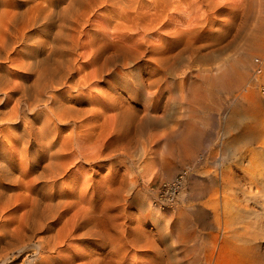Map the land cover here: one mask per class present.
<instances>
[{
    "label": "rangeland",
    "instance_id": "1",
    "mask_svg": "<svg viewBox=\"0 0 264 264\" xmlns=\"http://www.w3.org/2000/svg\"><path fill=\"white\" fill-rule=\"evenodd\" d=\"M3 1L5 3L4 2L2 3V0H0V13L2 9L5 8L4 4H6L5 9L7 8L12 9L14 7L12 5L13 4L12 2L14 0L13 1L3 0ZM34 1H29V4L27 5L25 4L24 7L30 6V4L32 3H33L32 5H35ZM103 1L104 0H102V2ZM144 1L145 3H143ZM144 1L140 0L138 4L135 1L136 3L134 4L137 7L139 6V3H141V5L144 4L145 7L144 5L143 7L145 8V10L151 8L152 10H154L155 7L161 9V7L156 6V4L159 5L163 1L164 4L166 3L170 4V5L166 4V6L168 5L166 7L167 10L166 9L164 10L165 11L164 14H166L164 15V17L167 23V27H166L167 29L164 30L167 31L172 30L171 28H173L174 26H176L177 29L178 28L184 29L187 26L188 29L189 26L191 25L197 26L196 34L195 33L190 34L189 32L188 33L185 32L182 33L184 35L180 34L181 36L179 35L178 38L175 39L178 42H173L175 40L173 41L168 40L171 43L170 44L168 42L170 46L171 45L176 47L177 46L180 47L182 45L201 46L199 53L196 52L195 54V52L193 53L192 51L186 52L183 55L182 62L177 64L178 66L175 65V67L173 66L169 70L167 74V81L163 85L164 86L163 90H165L164 94L166 93L165 94L166 97L163 98L162 101L160 102V107L157 108L158 110L155 108V109H150L147 112L148 118L146 119L147 120L149 119L147 121L148 124L147 123L143 124V121L146 120L144 119L143 111L145 107L150 104L151 98L148 97L145 99L142 97L143 95L138 98H134L132 97L131 94L134 93L137 88V89H141L147 95V93H152L156 88H153L152 86L141 87L139 85L140 84L139 78H141V75L144 78L147 77V75H144L143 69L141 70L137 68L136 62H133L129 66H122L121 62H116V64L112 66V69L113 70L116 69L115 71L118 73L117 74L118 76L117 75L109 76L110 74H107L109 72L108 70V72L104 73L103 77L102 76L100 77L99 75L97 76L98 78L94 77L88 79V81L87 80L83 81L82 84H80V86L75 85L74 87L76 88L72 86L79 79V76L80 77L82 76L83 72H84L83 73L84 76L88 72L92 71L94 67L95 69H98L100 72L101 67L100 68L98 67L100 65L102 66L101 64L102 51L100 50L102 49L101 47L102 43L107 42L109 38H113L111 36L109 37V35H106L104 37L105 38L104 40L106 41H104L102 39V32L114 33L113 30L115 24L117 20L119 21V18L116 17L124 15L126 12L131 13L138 11L137 8H135L136 6H134L133 4V7H131L132 9L123 6L124 9L128 10L124 12L125 10H123L121 3L118 4L116 3V6H114L115 4L111 5L110 3L111 1H108L109 3L103 2L101 3L102 5L100 4L101 6L99 7L97 6L95 9L96 11L94 10L95 14L93 12L92 14L94 15L93 16L90 15L92 17L90 22L86 23L88 25L85 24L82 27V29L81 28L78 29L79 31L80 30L83 31V32L80 31L81 33L78 31L77 32L79 33L78 36L79 35H81V37L84 36V39L85 38L87 39V37L89 39L94 37L95 40L98 41L96 42L95 40L92 39L93 40L92 46L91 44H88L87 49L86 47L84 48L78 47L79 52L77 48V51L73 53L75 56L71 55L73 59L70 58L71 57L70 55H69L70 57L65 55L64 56L65 58L59 57V59L61 60L60 62L56 58H58L57 56L61 55V53H59L61 52V50L57 51L59 55L56 52L54 53L51 52L50 50L51 49L50 45H52L54 39L53 34L55 33L56 30H57L56 32H58L59 30L58 27V22L60 21L59 17L57 18L58 22H56L57 26L55 24L50 32L45 31L46 28L42 25V23L38 24L39 26L36 25L30 27L27 29V35L28 36L31 35L32 32V35H34V37L31 38L32 41L30 39L24 40L25 42L21 40V42H16L17 44L15 43L14 45L15 50L14 49L10 50L9 53L3 52L0 55V57H2L0 58L2 59V61L0 60L1 62L0 64L2 65L4 64V65L2 66L3 68L0 67V74H3L5 69L7 70L9 69L8 71L10 72L16 71L15 72L16 74L14 72H11L14 75L11 74L12 76L10 81H12V83L9 82L7 84L8 86L6 85V82L2 84L5 85L6 87L1 86V84L0 86L3 87V89L5 88L4 90L6 92L12 93L13 91L14 93L16 92V94H13V99L10 98L9 101L10 106L9 104L5 106V102L8 101L7 94L5 95L4 90L2 91L0 90V111L9 108L11 109L13 104H15L14 101L16 102L15 99L22 95V91L20 92V90L17 89L20 85H22L21 84L22 82L23 85H25L27 82L29 83V85L30 83L32 84V81L34 79L35 80L37 79V77H35V75L37 74L38 77L41 76L40 81L42 78L44 79V81H46L45 79H48L49 72H50L49 78L53 77L52 74L55 75V72L51 73L53 72L50 71L51 69L54 70L53 68H55L56 65L57 66H59L58 64L65 65L69 63V59L72 60L69 63L71 65L68 66H70L71 72L75 73V76L74 78H72V80H70L68 84L61 85V87L60 85L58 86L59 89L57 90L60 92L59 95L57 90L52 91L53 89L51 87H48L44 90L45 92H43L44 94L42 98L41 97L42 92L41 94L39 93L40 92L39 88L41 87L43 88V84L45 82L41 84L42 86L40 87L41 82L36 83L35 81H33L36 84L33 83L32 85L35 84L37 90L39 89L38 90L39 92L35 91L36 92L35 93L33 87L31 86L32 87L31 89V87L29 86V88L31 89L30 91V89L28 88L29 96L27 95L26 96L27 99L21 102L23 105L22 106L23 112L27 116L29 115L28 119L31 118L30 120H32L38 115L36 114L34 117L33 112L31 111V109L28 108V101H32V99L34 101L35 97L36 100L38 97L39 98L41 97L42 100L40 98L38 99L39 101L45 100L46 104L44 101L43 102L37 101L38 106L36 107L35 110H33L35 112H38V110L39 112L41 111L43 112L45 110L41 114V116H38L39 119L36 118V120L38 119L36 121V125H38L39 123H40L39 125H41V123L47 119L46 117L45 119L43 117L45 115L48 116L47 114H45V112L47 110V106L53 100V97L51 95L55 92L57 93L56 96L58 97V100L57 98L55 100L56 102L58 101L57 102L58 104L62 103L61 105L63 106H67L66 104H68L67 107L76 105V109L78 108L77 110H81V111L88 110L87 108L83 110L84 107H87L88 105L89 106L88 108L91 109V112L89 110L90 113L88 112L85 115L86 117L87 115L90 116V119L86 121H81L83 118L77 119V116L75 115H73V117L75 118H70V121L68 122L67 120H64L65 118L59 119L57 116L56 118L54 115H53L54 118L53 116H51L55 122L53 121L52 125L50 124V127H53L54 130L56 129L55 131H57L58 129L57 133H59V138L61 139V142L73 130L77 134L79 132L84 133V130L90 129L89 133L86 135L87 137L86 140L91 146H93L94 144V147L96 146L95 148L98 147L97 150L100 149V151H95L94 147L93 148L91 147L93 150L91 148H88V150L87 148H84L82 150L86 152V155L91 157L92 156L94 157L95 153L97 154L96 156H98L100 153H101L100 155H102L101 157H99L100 159L98 157L96 158V156L94 158L90 157L91 159L90 158L83 159L82 163L80 162L81 165L83 164L82 166L80 165V163H78L79 165L76 164L75 166H70V170H69L70 172L68 171L67 173L68 175L65 174L58 178L59 182L57 181L56 183L57 184L56 188L58 190L56 189L54 191L65 192L66 190H70L72 188L75 191H73L72 189L70 191H73L74 194L73 196L68 197V199L75 200L78 198L77 200H81V197L85 195L84 198L86 201L88 200L87 202H89L90 200L92 202L95 201L94 208L88 210V213L90 211L89 215L101 216L102 219L100 221V227H102V230L105 231L104 232L105 235H109L116 242H119L124 238H125L124 241L128 239L132 240L136 238L140 240L141 243L137 245L134 244L131 245L129 242L126 245V249L122 252V255L126 254L130 258H135V260L142 262L143 264L144 263L151 264V262L163 263V261L165 264H208L205 255L206 248H208V245L210 244L213 237L216 236L219 232V229L217 228V223L220 217L225 215L224 212L227 209L228 203L235 201H239L242 203L249 202L252 207L253 206L256 207L257 205V203L254 202V200H258L260 204L263 203V201L259 199V197H254L252 200H247V199L250 196L249 195L250 192H257L259 188L264 189V95L260 90L258 78L254 71L255 65L253 61L256 55L264 54V0H183V1L180 0L181 4L178 3L179 2L178 0H171V1L167 0V2L166 0L163 1L155 0V2H153L154 0H150V2L149 0H144ZM35 2L37 4V1ZM61 2L59 1L58 3H56L59 4L57 5L58 8L55 6L57 10H60L61 7L65 6L67 1L62 0ZM147 2L148 5L150 6L146 4ZM64 3L65 5H63ZM174 5L175 7H173ZM117 6H119L120 8ZM176 6L177 8L180 7L178 9V12L180 11L179 14L177 12ZM112 7L115 8L113 9ZM172 7L174 10L172 9ZM10 9L9 11H12ZM115 9H117L116 13L113 14ZM171 9L174 12L176 11L175 13L178 15L173 13ZM185 9L188 10L185 11ZM170 10L173 14L172 13L170 14ZM111 14L112 17L109 18ZM174 14L176 16L175 18H174ZM113 15L115 16V18ZM95 16L98 17L96 18ZM180 16L182 17V20ZM171 18L173 19V22L171 21L172 20ZM104 20L105 21L109 20V24L104 23ZM175 21H177L178 23L177 22L175 23ZM171 23L174 25H172ZM103 25L109 26V27L107 26L108 28L106 32L104 30L102 31ZM35 28L38 29V31L35 30ZM83 28H85L86 30H84ZM97 28H99L101 31L96 32V30H99ZM53 29L54 31H52ZM84 32L86 33V35ZM95 32L97 33V37ZM98 32H100V34ZM68 33L70 34V32ZM68 35L65 36L56 35V36L60 38V36L67 37ZM88 35H90V37ZM46 36L47 38L51 37L50 40L51 42L48 41L50 38L48 40H45L47 39ZM57 37L55 38L56 40ZM114 37L119 38L117 34H115ZM154 37L155 38H152V41L157 40L159 34L155 35ZM67 38H69V36ZM84 39L82 38L83 41ZM101 39L103 40V42ZM29 41L32 42L33 44L30 43ZM25 43L27 47L24 46ZM99 43L101 44V46ZM29 44L30 46L31 45L32 46L30 47ZM93 44H94V48L96 47V49L100 47L97 49L98 51L100 50L99 52L97 50L95 52V49L93 48ZM43 45H45L46 47ZM19 46L21 48L22 47L25 48L21 49ZM46 48L47 50H45ZM90 48L91 50H89ZM23 49L25 50V52H23L24 51ZM42 49H44L45 51ZM104 49L107 52H110V50L113 49V46L104 45ZM85 50L91 51L92 54L91 52L89 54V51L88 54L87 51L86 53H84ZM28 51L31 52L32 55L34 53L33 57L36 58L37 60L36 62ZM43 51L45 52V54L43 53ZM4 53L5 55H3ZM26 53L27 56L25 57ZM46 54H49L50 56ZM87 55L90 56L88 57ZM190 55H192L193 59L190 58ZM3 56L6 59L8 58L9 61L8 59L6 60L5 58H3ZM12 56H14L15 58H13ZM19 57L22 59L27 58L30 61H32L33 59V61L36 63L35 66L39 65V67L43 69L45 73L41 72L38 66H36L35 69H33V71L28 69L23 70V68H18L17 64L14 63L21 62V59H18ZM90 57L92 61L89 59ZM95 58H97L96 60L98 62L100 61L101 63L99 62V64H97L98 62L95 60ZM53 59H55L54 62ZM40 60H44V62L47 64H45L43 61H41L42 63L38 62ZM49 61L50 63H48ZM72 62L75 63L73 64ZM91 62L92 63L94 62L95 64L93 65L96 66H93ZM51 64L54 66L53 68H51L52 66ZM77 64H79L80 66ZM85 64H88L89 66L91 64L92 69L90 70L91 67ZM8 65L10 66V68L8 67ZM45 65H48L47 67L48 71H45L46 68ZM42 66H44L45 68L44 67L42 68ZM84 66L87 68H85ZM75 67L77 69L79 67H83V69L79 73V71H77ZM156 67H157L156 64L151 62L149 64L148 71L152 72L153 70L156 69ZM8 71L5 70L4 74H6ZM34 71H38V72L36 73ZM39 72L43 74L39 75ZM46 72H48V76ZM77 73L81 75L78 74L79 75L78 76ZM100 73L102 74V70ZM44 74L47 76V78L46 76L42 77ZM77 76L78 79H76ZM13 80L18 82L16 83ZM137 80L139 81V83H137ZM72 81H74L75 83L73 82L72 84ZM91 81L94 83H92ZM84 82L87 84L84 85L83 84ZM28 83L26 85H28ZM109 83L115 86L113 88L108 87ZM132 83L135 84V88L133 87L134 84ZM15 84L18 87L14 86ZM68 85L73 89H71ZM126 85H128V88ZM64 86H67L68 89L67 87L65 89ZM9 87H11V89ZM60 89L62 92L60 91ZM83 91L84 92L86 91L85 92L86 94L84 93L85 95L83 94ZM65 92L67 95L65 94ZM102 93L105 94V98L106 97L109 98L112 96L114 97L116 94H119L121 95V98L119 100L121 101L120 103H122V105L124 104V106L130 105L129 109H125L126 113L120 117L119 124L114 125L109 120L108 122H106L105 124L106 126L105 125L104 126L106 128L108 127V129H110L113 133H110L109 135L108 133H106L104 136L106 135L108 136L105 138L100 137L101 136L100 133H102L100 130H102L104 127L101 126L103 121L102 116H100L101 117L100 119V117L97 116L96 113L93 112L94 114H92V109H95L94 107L98 106L96 109L99 108L98 109L99 111L105 109V106H102V100H103ZM1 96H3V98L5 99H2ZM48 96L50 97L51 100L48 98ZM93 96L95 97L93 98ZM60 98L62 101L61 103H60ZM84 98L88 102H86ZM99 98L102 100H100ZM46 99L48 101H46ZM91 101L94 103H92ZM96 103L99 104L97 105ZM39 106L42 108H40ZM73 106L72 108L74 109ZM79 106L80 107L82 106L81 107L82 109H79L80 108ZM59 109L61 108L58 106L56 110L58 111L57 113L66 114V112H63L64 111L63 109H61L60 111ZM9 110H5L4 113H7ZM24 110L25 111L27 110L29 114ZM132 111L134 113L136 112L138 116L136 113L134 114ZM72 112H77V111H72ZM72 112H70L71 114L67 112V115L74 114ZM112 112L113 111H111L110 113ZM91 114L95 115L96 118L92 117ZM130 115L132 117H130ZM139 115L140 116L143 115V116H141L140 118ZM57 118H58L57 121L58 123L56 122ZM128 118H133V119L129 120ZM139 119L141 120L142 124L139 121ZM4 120L5 121H3V125L0 126L1 129L4 131V132L1 131V133L2 132L4 133V134L2 133L4 136L3 135L1 136L3 139L6 140L7 138L8 140H11L12 138H15V136H19L22 133L21 131H23L22 129L24 128V124H23L24 122L17 120H12V121H6V119ZM132 120H135L138 126L141 124L139 128L136 125V123ZM96 122L98 123V125ZM109 122L112 124H110ZM73 124L76 125L73 126ZM88 124H90L91 126L89 127ZM108 124L110 125V127ZM5 125L6 126L9 125L8 126L9 128L7 127L4 128ZM57 126L59 127L57 128ZM127 126L129 127L127 128ZM142 126L144 127V129H142L143 131L140 132L141 128H143ZM94 128H96V130L91 131ZM115 130L119 135H117ZM93 132L96 133L94 134L95 136L93 135ZM61 134L64 136V138ZM100 138H102L101 143L98 142ZM93 140H96L95 142L98 144L94 143ZM100 145H102V147H100ZM72 148H76L75 155L80 154V152L78 151V145L77 146L75 145L74 147L72 146ZM91 150L93 151L94 154L92 153ZM32 155L33 154L25 156L21 161L19 155L16 157L17 166L14 167L15 169L13 172L15 176L19 175V172L21 170L20 168L22 166L21 172L23 171V173L26 176L24 175L20 180H22L24 184L23 183L21 184L22 181H19L16 184V182L13 180L11 181L5 179L7 185L8 186L10 185L9 186L10 188L12 186L13 190L9 188V190L7 191L8 193H5L4 191L5 193L4 194L2 192V196L4 195L5 196L4 200H6L10 198L12 195V198L10 199L11 200L10 205L11 204L13 205L12 206L6 205V209L0 207V212L1 210H3V212L0 213V217H1L0 227L4 228L5 226H7L6 228H4L5 229L3 230L4 232L10 226L11 227L8 230H12V228L15 230V228H17L16 230L18 231L19 229V232L21 230L22 231L26 230V232H21L20 234L16 233L17 231L14 232L15 233L14 239L16 241L13 240L14 243L12 245L8 244L10 243L9 238L7 240V238L3 237L5 238L3 239L1 236L2 239L0 238V242L2 243L0 244V248H1L0 264H32V260L34 259L32 257L38 254L35 245L38 243L40 238L43 237V239H45L48 238L50 235L53 236L55 234H58L59 236V231L64 223V220H51L50 218H48L43 222L44 223L50 222V227L40 228V225H38L39 228L38 226H36V229L32 227L29 228V226L25 228V226H27L26 225L27 223H25L24 226V222L26 218L24 215L22 216V214H25V212L30 207L31 204L30 202H32V199L35 197L36 192L40 188H41L40 190L46 192L49 188L47 186L48 184H46L47 182H45L46 180L43 178L35 181L36 185L34 183H31L33 177L34 176L36 177L37 173L41 170V165L47 162V160L45 159L46 157L42 158L40 160L39 165L37 164V166L33 168L35 170L32 171L35 172L31 171V173L33 174L35 173L34 175H32L30 172L28 173V169L30 165L28 161L34 157ZM23 167L25 170L27 169V171L23 170ZM76 167L78 170H76ZM82 167L85 170L81 171ZM84 172L86 173V175ZM78 173L80 174V176ZM181 174H184L181 187L174 196V198L170 200L168 199L167 196H164L162 187H164V184H168L170 182L175 181L178 177H180ZM84 176H87L88 179L92 182L86 180L85 182L82 181L87 178V177L83 178ZM74 182H78V183H74ZM83 182L85 185L83 184ZM86 182L87 183L90 182L92 185L90 183H89L90 185H87ZM79 183L81 185L83 184L84 186L87 185L90 187L86 188L84 186H81ZM30 184L33 185L31 186ZM42 184L43 185L46 184L45 185L46 188L45 186L43 188ZM28 185L31 187V189L30 187L28 188ZM37 185L39 187H37ZM34 186L35 188L33 190L32 188ZM92 186H94L93 189ZM79 187L82 188L84 187V188L82 190V188ZM35 189L37 191H35ZM84 189H86V191L88 190L89 194ZM81 190L83 191L82 194H81ZM9 191H13L12 192L13 194L15 192L16 194L14 195L15 197L11 193L10 196H7L9 195ZM78 196H80V198ZM15 198L17 199V201H15L16 200ZM122 198L124 199V201H122L123 200ZM12 201L14 203H12ZM18 201H20L21 203ZM85 204L86 203H84L83 205ZM3 206L5 207V205ZM261 206L264 207V205ZM77 207H73V209H71L68 215L70 216L71 214H73L76 211ZM259 219L261 220L260 226L263 228L264 231V216H260ZM3 222L4 223L6 222L5 225ZM7 223L8 225L10 224L11 225L8 227ZM23 226L24 228H22ZM3 231H0L1 232L0 235L3 233ZM82 233L83 230L81 229L78 232H76V234L73 235L72 239L68 238L63 243H57L58 246H56V249L55 248L51 249L50 247L45 246V248L47 249L44 248L45 250L43 249L40 255L41 257H43V259H38L36 264H70L71 261H75V260L76 261L72 264H79V263L86 264L87 262L88 264H96L97 262H98L97 264H109L107 263L110 255L108 253L109 249L106 248L102 244V241H99L96 236H90L86 238L82 236ZM29 234H31V236ZM26 236H30V237H26ZM16 237L18 239H16ZM59 240L60 239L57 238L56 241ZM207 241L209 243H205ZM20 243L22 245L23 244L26 245V248L24 250L17 249L18 246L20 247L21 245ZM7 252L9 253L8 257L6 256ZM252 263L264 264V244H261L260 246L255 247L253 249Z\"/></svg>",
    "mask_w": 264,
    "mask_h": 264
},
{
    "label": "bare ground",
    "instance_id": "2",
    "mask_svg": "<svg viewBox=\"0 0 264 264\" xmlns=\"http://www.w3.org/2000/svg\"><path fill=\"white\" fill-rule=\"evenodd\" d=\"M5 1H7V0H5ZM9 1V0H8ZM11 1H13V0H11ZM29 1H34V0H14L12 3V5L14 6L12 9H10V8H7V9H5L6 8V4H4V6H5V8H1L2 9V11H1V13H0V30L2 31H0V36L2 37H0L1 38V40H0V55L3 53V52H6V53H9V51L10 50H13L15 47H14V45H15V43L16 42H21V40H28V39H30L31 40V38H33L34 37V35H32V32H31V35H27V29L28 28H30V27H33V26H36V25H38V24H41L42 23V25L46 28V30L45 31H47V32H50L51 31V29H52V27L56 24V26H57V23L56 22H58V20H57V18L59 17V19H60V21L58 22V27H59V30H58V32H56L55 31V33L53 34V43H52V45H50L51 46V52H56L57 53V51H60L61 50V52H59V53H61V55H59L58 53V55L59 56H57L58 58H56L58 61H60L61 62V60L59 59V57H64L65 55L66 56H71V55H74L73 53L74 52H76L77 51V48L78 47H82V48H84V47H86V49H87V46H88V44H91V46H92V43H93V40H95V38L93 37V38H88L87 36H85V37H87V39L85 40L84 39V36L83 37H81V35H79L78 36V34L79 33H77L79 30V28H81L82 29V27L87 23V22H90V20H91V16H93L94 14H95V12H94V10L96 9V7L98 6H101L102 4L101 3H103V2H108V1H111L110 3H111V5H114V6H116V3L118 4V3H121L122 5V7L124 6V7H126V8H130V9H132L131 7H133V4L134 3H136L137 2V4H138V2H140V0H104L103 2H102V0H66L67 2H66V5H65V3L63 4V5H65V6H63V7H61V9L60 10H57L56 9V7H57V5H59V4H56V3H58L59 1L61 2L62 0H35V1H37V4H36V2L34 1V3H35V5H32V4H30V6H25L24 7V5L26 4H29ZM58 1V2H57ZM136 1V2H135ZM144 1V0H143ZM160 1V0H159ZM161 1H163V0H161ZM169 1H171V0H169ZM168 1V2H169ZM179 2L178 3H180V0H178ZM181 1H183V0H181ZM4 1L2 0V3H3ZM64 2V1H63ZM149 2H150V0H149ZM153 2H155V0L153 1ZM152 2V3H153ZM166 2H167V0H166ZM165 2V3H166ZM199 2V1H198ZM5 3V2H4ZM8 3H10V2H8ZM62 3V2H61ZM109 3V2H108ZM143 3H145V1L143 2ZM142 3V4H143ZM157 3V2H156ZM159 3V2H158ZM171 3V2H170ZM178 3H176V4H178ZM101 4V5H100ZM107 4V3H106ZM147 5H148V2L146 3ZM151 4V3H150ZM166 4H168V5H170L169 3H166ZM166 4H164V1L162 2V3H160L159 5L158 4H156V6H160L161 7V9H158V8H154V10H152V8L151 9H148V10H145V5H144V7H143V5H141V3H139V6L137 7L135 4H134V6H136L135 8H137V10L138 11H135V12H126V10L127 9H124V7H123V10H125L124 12H126L124 15H121V16H119V17H116V18H119V21L117 20V22H116V24H115V27H114V33H111V32H106V30H107V28L109 27L108 25H103V29H102V31L104 30L106 33H104V32H102V39L104 40L105 38V36L106 35H109V37L111 36V37H113V38H109V40H107V42H105V43H102V46H101V44H100V46L102 47V49H100L102 52V66L100 65L98 68H100V72H101V70H102V74L99 72V70L98 69H95V67H94V69L92 70V71H90V72H88L87 74H85L84 76H83V73H82V76L80 77L79 75H81V74H79L80 73V71L83 69V67H79L78 69L76 68V70L77 71H79V73H77V75L79 76V79H78V76H77V78L76 79H78L77 81H76V83L74 82V81H72V84H73V82L75 83L74 85H72L73 87L76 85H79L80 86V84H82V82L83 81H85V80H87L88 81V79H91V78H96L97 76H99L100 75V77L102 76H104V73H106V72H108V70H109V72L107 73V74H110L109 76H111V75H117L118 73L115 71V70H113L112 69V66H114L115 64H116V62H121V64H122V66H129L130 64H132L133 62H136L137 63V68L138 69H143L144 70V75H147V77H142V75H141V78H139V81H140V86L141 87H146V86H152L153 88H156L152 93H147V95H146V93H144L141 89H137L136 88V90H135V92L134 93H132L131 95H132V97H134V98H138V97H140V96H142L143 98H148V97H150L151 98V102H150V104L148 105V106H146L145 107V109H144V119H146V118H148V111L150 110V109H157L158 107H160V102L162 101V99L163 98H165L166 97V93L164 94V91L165 90H163V88H164V83L167 81V74H168V72H169V70L174 66L175 67V65H177V64H179L180 62H182V60H183V55L186 53V52H195V54H196V52L197 53H199V51H200V49H201V46H189V45H185V46H180V47H176V46H173V45H169L168 44V42L170 43V41H168V40H175V39H177L178 38V36L180 35V34H182V33H185V32H189L190 34L191 33H195L196 34V32H197V26L196 25H191V26H189V28L187 29V27L186 28H184V29H186V30H184L183 28L181 29V28H178L177 29V27L176 26H174L173 28H171L172 30H164V29H167L166 27H167V23H166V19H165V17H164V15H166V14H164V10L166 9V7L168 6H166ZM173 4V3H172ZM175 4V3H174ZM181 4V3H180ZM198 4V3H197ZM2 5V4H1ZM12 5H11V7H12ZM108 5V4H107ZM56 6V7H55ZM106 6V5H105ZM120 6V5H119ZM119 6H117V7H119ZM120 6V7H121ZM148 6H150V5H148ZM152 6V5H151ZM179 6V5H178ZM181 6V5H180ZM3 7V6H2ZM119 7V8H120ZM153 7V6H152ZM173 7H175V5L173 6ZM173 7H172V9H173ZM193 7V6H192ZM58 8V7H57ZM107 8H108V6H107ZM110 8V7H109ZM113 9L115 8V7H112ZM143 8H144V10H143ZM169 8V7H168ZM176 8H177V6H176ZM176 8H175V10H176ZM180 8V7H179ZM179 8H177V12H178V9ZM194 8V7H193ZM196 8V7H195ZM9 9L10 10H12V11H9ZM122 9V8H121ZM170 9V8H169ZM168 9V10H169ZM171 9V10H172ZM191 9V8H190ZM101 10V9H100ZM116 10L117 9H115V11L113 12V14H115L116 13ZM167 10V9H166ZM171 10H170V14L172 13L171 12ZM174 10V9H173ZM172 10V11H173ZM186 10H188V9H185V11ZM194 10V9H193ZM96 11V10H95ZM128 11V10H127ZM130 11V10H129ZM192 11V10H191ZM94 12V14H92ZM112 12V11H111ZM110 12V13H111ZM118 12V11H117ZM123 12V11H122ZM176 12V11H175ZM174 11H173V13H175ZM183 12V11H182ZM189 12V11H188ZM119 13V12H118ZM121 13V12H120ZM172 13V14H173ZM180 13V11L178 12V14ZM168 14V13H167ZM176 14V13H175ZM175 14H174V18L176 17L175 16ZM178 14H176V15H178ZM91 15V16H90ZM97 15V14H96ZM169 15V14H168ZM197 15V14H196ZM114 16V15H113ZM118 16V15H117ZM173 16V15H172ZM171 16V17H172ZM96 17V16H95ZM98 17V16H97ZM96 17V18H97ZM103 17V16H102ZM112 17V14H111V16H109V18H111ZM179 17V16H178ZM181 17V16H180ZM189 17V16H188ZM197 17V16H196ZM107 18H108V16H107ZM114 18H115V16H114ZM168 19H169V17H168ZM172 19V18H171ZM177 19V18H176ZM194 19V18H193ZM180 20V19H179ZM181 20H182V17H181ZM189 20V19H188ZM187 20V21H188ZM203 20V19H202ZM208 20V19H207ZM93 21H95V20H93ZM115 21V20H114ZM168 21V20H167ZM172 22H173V19L171 20ZM186 21V20H185ZM103 22V21H102ZM177 21H175V23H176ZM193 22H194V20H193ZM95 23V22H94ZM93 23V24H94ZM98 23V22H97ZM104 23H108L109 24V20H107V21H105L104 20ZM112 23V22H111ZM168 23H170V22H168ZM178 23V22H177ZM185 23H187V22H185ZM205 23V22H204ZM209 23V22H208ZM207 23V24H208ZM91 24V23H90ZM172 24V23H171ZM181 24V23H180ZM194 24V23H193ZM86 25H88V24H86ZM96 25V24H95ZM172 25H174V24H172ZM176 25V24H175ZM177 25H179V24H177ZM185 25V24H184ZM199 25V24H198ZM39 26V25H38ZM100 26H101V23H100ZM99 26V27H100ZM108 26V27H107ZM172 27V26H171ZM180 27V26H179ZM183 27V26H182ZM37 28V27H36ZM35 28V30H37L38 31V29H36ZM95 28H96V26H95ZM40 29V28H39ZM84 30H86L85 28H83ZM97 29H99V28H97ZM175 29V30H174ZM30 30H32V29H30ZM95 30V29H94ZM108 30H110V29H108ZM111 30V31H112ZM41 31V30H40ZM44 31V32H45ZM52 31H54V29L52 30ZM81 32H83L82 30H80ZM79 31V32H80ZM92 31V30H91ZM97 31H101L100 29L99 30H96V32ZM112 31V32H113ZM28 32H29V30H28ZM68 32H70V34L68 33ZM80 32V33H81ZM86 32V31H85ZM84 32V33H85ZM95 32V33H96ZM39 33V32H38ZM87 33V32H86ZM86 33H85V35H86ZM94 33V32H93ZM99 34H100V32H98ZM44 34V33H43ZM69 34V35H68ZM91 34V33H90ZM115 34H117L118 35V37L119 38H115L114 36H115ZM157 34H159V37H158V39L157 40H154V41H152V38H155L154 36L155 35H157ZM3 35V36H2ZM59 36V35H68L69 36V38H67V37H62V36H60V38H58L57 36ZM182 35H184V34H182ZM36 36V35H35ZM45 36V35H44ZM89 37H90V35H88ZM99 36V35H98ZM181 36V35H180ZM57 37V40L55 39ZM96 37H97V33H96ZM45 38V37H44ZM46 38H47V36H46ZM50 38V39H49ZM49 38H47V39H45V40H48V41H50L51 40V37H49ZM82 38L84 39V41L82 40ZM196 38V37H195ZM39 39V38H38ZM37 39V40H38ZM89 39V40H88ZM93 39V40H92ZM98 39V38H97ZM101 39V40H102ZM103 40H102V42H103ZM32 41V40H31ZM42 41H43V39H42ZM96 41V40H95ZM98 41V40H97ZM96 41V42H97ZM104 41H106V40H104ZM25 42V41H24ZM23 42V43H24ZM30 42V41H29ZM47 42V41H46ZM51 42V41H50ZM99 42H100V39H99ZM156 42V43H155ZM173 42H178V41H173ZM30 43H32V42H30ZM39 43H40V41H39ZM43 43V42H42ZM44 43H45V41H44ZM17 44V43H16ZM19 44V43H18ZM33 44V43H32ZM37 44H38V41H37ZM46 44H48V43H46ZM49 44H51V43H49ZM171 44V43H170ZM20 45V44H19ZM96 45V44H95ZM104 45H111V46H113V49L112 50H110V52H107L105 49H104ZM181 45V44H180ZM24 46H26L27 47V45H26V43H25V45ZM29 46H30V44H29ZM32 46V45H31ZM30 46V47H31ZM36 46V45H35ZM43 46H45V45H43ZM99 46V45H98ZM173 46V47H172ZM20 47V46H19ZM29 47V48H30ZM46 47V46H45ZM44 47V48H45ZM89 47H90V45H89ZM21 48V47H20ZM22 48H25V47H22ZM21 48V49H22ZM39 48V47H38ZM37 48V49H38ZM93 48H94V44H93ZM98 48H100V47H98ZM97 48V49H98ZM109 48V47H108ZM95 49V52H96V47L94 48ZM111 49V48H110ZM15 50V49H14ZM24 50V49H23ZM27 50H28V48H27ZM33 50H34V47H33ZM42 50H44V49H42ZM45 50H47V48L45 49ZM44 50V51H45ZM50 50H48V51H50ZM89 50H91V48L89 49ZM88 50V51H89ZM99 50V51H100ZM40 51V50H39ZM43 51V53L45 54V52ZM86 51L87 50H85V52L84 53H86ZM88 51H87V54H88ZM92 51H94V50H92ZM98 51V50H97ZM98 51V52H99ZM106 51V52H105ZM12 52V51H11ZM18 52V51H17ZM23 52H25V50L23 51ZM29 52V51H28ZM27 52V53H28ZM38 52V51H37ZM78 52H79V48H78ZM77 52V53H78ZM90 52L91 51H89V54H90ZM27 53H26V55H25V57L27 56ZM30 54H31V52H29ZM28 53V54H29ZM36 53V52H35ZM47 53V52H46ZM94 53V52H93ZM10 54H12V53H10ZM24 54V53H23ZM23 54H21V55H23ZM39 54V53H38ZM41 54V53H40ZM50 54V53H49ZM49 54H46V55H48V56H50ZM79 54V53H78ZM91 54H92V52H91ZM190 54H192V53H190ZM3 55H5V53L3 54ZM17 55V54H16ZM16 55H15V57H16ZM18 55H20V54H18ZM32 55V54H31ZM33 55H34V53H33ZM33 55H32V58H34L33 57ZM77 55V54H76ZM94 55V54H93ZM101 55V54H100ZM99 55V56H100ZM10 56V55H9ZM45 56V55H44ZM54 56V55H53ZM52 56V57H53ZM69 56V57H70ZM75 56V55H74ZM78 56V55H77ZM82 56H83V53H82ZM86 56V55H85ZM88 57L90 56V55H87ZM6 57H7V54H6ZM13 58H15L14 56H12ZM21 57V56H20ZM18 58V59H21V62H19V63H14V64H17V67L18 68H23V70L24 69H28V70H32L33 71V69H35V67L36 66H38L39 67V65H36L35 66V62L37 61L36 60V58H34V60H35V62L33 61V59H32V61H30L29 59H27V58ZM31 57V56H30ZM46 57V56H45ZM69 57H67V58H69ZM87 57V58H88ZM96 57V56H95ZM98 57V56H97ZM0 58H2V57H0ZM3 58H5L4 56H3ZM10 58V57H9ZM55 58V57H54ZM65 58V57H64ZM64 58H62V59H64ZM71 59H73L72 58V56L70 57ZM87 58H86V60H87ZM190 58H192V55H190ZM6 59V58H5ZM8 59V58H7ZM6 59V60H7ZM48 59V58H47ZM79 59V58H78ZM83 59H84V57H83ZM90 60H91V57L89 58ZM93 59V58H92ZM97 58H95V60H96ZM193 59V58H192ZM1 61H2V59H0ZM15 60V59H14ZM50 60V59H49ZM54 60L55 59H53V62H54ZM57 60H56V62H57ZM66 60H68V59H66ZM75 60V59H74ZM99 60H100V58H99ZM8 61H9V59H8ZM16 61V60H15ZM41 61H43L44 62V60H40V61H38V62H41ZM48 61V60H47ZM70 61H72V60H70L69 59V63H70ZM76 61V60H75ZM92 61V60H91ZM97 61V60H96ZM11 62V61H10ZM17 62V61H16ZM38 62H37V64H38ZM52 62V61H51ZM60 62H58V63H60ZM67 62V61H66ZM86 62V61H85ZM98 62V61H97ZM99 62L97 63V64H99ZM155 63L156 64V69L155 70H153L152 72H149L148 71V67H149V64L150 63ZM1 63V62H0ZM4 63V62H3ZM6 63V62H5ZM9 63V62H8ZM12 63V62H11ZM42 63V62H41ZM45 63V62H44ZM43 63V64H44ZM48 63H50V61L48 62ZM64 63V62H63ZM68 63V62H67ZM58 64L59 66H55V68H53L54 66L52 65L51 66V68H53L54 70H50V71H53V72H51V73H54L55 72V75L54 74H52L53 75V77H51V78H49V76H50V72H49V76H48V72H46V74H47V76H48V79H45L46 81H44V79L42 78L41 79V81H40V77H38L37 75H35V77H37V79L35 80H33V81H35L36 83L37 82H41L40 83V87L42 86L41 84H43L44 82V84H43V88L41 87V88H39L40 89V92L37 90V88H36V83L35 82H33L32 81V84L33 83H35L34 85H32L31 83H30V85H29V83H28V85H23V82L21 83L22 85H20L19 87L15 84L14 86H17L18 88L17 89H19L20 90V92L22 91V95L20 96V97H17L15 100H16V102L14 101V103L15 104H13V106L11 107V109L9 110V109H5V110H9L7 113H4V111L5 110H3V111H0V126L1 125H3V121H5L4 119H6V121H12V120H17V121H21V122H24L23 124H24V128L22 129L23 131H21L20 133V135L19 136H15V138H12L11 140H8L7 138H6V140L5 139H3L1 136L4 134L3 132V130L1 129V127H0V207H2V208H5L6 209V205H10V199L12 198V195H11V197L10 198H8V199H6V200H4V195L2 196V192L4 193V191H5V193H8L7 191L9 190V186L7 185V183L5 182V179L6 180H13V181H15L16 182V184H17V182H19V181H22V180H20V179H22V177L25 175L24 173H23V171L21 172V170H22V166H21V170H20V172H19V175H17V176H15L14 175V167L15 166H17L16 165V157L19 155L20 156V161L21 160H23V158L25 157V156H28V155H30V154H33L32 156H34L32 159H30L29 161H28V163L30 164L29 165V169H28V173L30 172L31 173V171L32 170H35V169H33L35 166H37V164L39 165V163H40V160L42 159V158H45L46 160H47V162H45L43 165H41V170L37 173V176L35 177H33L32 175H34L33 173H31L32 175V177H33V180H32V182L31 183H36L35 181H37V180H39V179H41V178H43V179H45L44 181L45 182H47L46 184H48L47 186L49 187H47L48 188V190L46 191V192H44L43 190H36L35 189V191H37L36 192V195H35V197L32 199V202H30L31 204H30V207L28 208V210L25 212V214H22V216L24 215L25 216V218H26V220H25V222H24V226H25V223H27L26 225L27 226H25V228L26 227H28L29 226V228H35L36 229V226H38V225H40V228H43V227H50V222H46V223H44L43 221H45L46 219H48V218H50L51 220H64V223H63V225H62V227H61V229H60V231H59V236H58V234H55V235H50L48 238H45V239H43V237L42 238H40V240L38 241V243L35 245L36 246V248H37V251H38V254L36 255V256H34V257H32V258H34L33 260H32V264H36V262L38 261V259H43V257H41L40 255H41V253H42V250L45 248V246L47 247H50L51 249H53V248H55L56 249V246H58L57 245V243H63V242H65L68 238L70 239H72V237H73V235L74 234H76V232H78L79 230H83V233H82V236L83 237H86V238H88V237H90V236H96L97 238H98V240L99 241H102V244L106 247V248H108L109 249V251H108V253L110 254L109 255V259H108V262L107 263H109V264H143L142 262H139V261H137V260H135V258H130L128 255H122V252L126 249V245L130 242V244L132 245V244H134V245H137V244H139V243H141L140 242V240L139 239H132V240H126V241H124V239H120L121 241H119V242H116L112 237H110L109 235H105V231L104 230H102V227H100V221H101V219H102V217L101 216H96V215H94V216H92V215H89V213H90V211H89V213H88V210L89 209H91V208H94V205H95V201H89V202H87L86 200H85V198H84V196L83 197H81V200H77V199H68V197H71V196H73V194H74V192L73 191H75V190H73L72 188V190L73 191H70V190H66L65 192L64 191H62V192H58V191H54V190H56L57 188H56V183H57V181H58V178L60 177V176H63V175H65V174H67L68 173V171L70 170V166H75L76 164H78V163H82V161H83V159H87V158H90L91 156H88V155H86V152L84 151V150H82V149H84V148H87V150H88V148H93L94 147V144H93V146H91L88 142H87V140H86V135L89 133V131H90V129H87V130H84V133H82V132H79V133H75V131L73 130V131H71L70 132V134L69 135H67V137H65V139L63 140V138H64V136H63V138H62V142H61V139L59 138V133H57V131H58V129H57V131H55L54 129H53V127H50V124L52 125V122L54 121L53 120V118H54V116H55V118H56V116L59 118V119H63V118H65L64 120H67V122L68 121H70V118H75V117H73V115H75V116H77V119L78 118H83L81 121H86V120H88V119H90V116H88L87 115V117L85 116L86 115V113H88L89 112V110H90V112H91V109L90 108H88L89 106L87 105V107H84V109L83 110H85V108H87L88 110H86V111H81V110H77L76 109V105L75 106H73L74 107V109L72 108V106H70V107H67L68 106V104H66L67 106H63V105H61L62 103V101H61V98H60V103L61 104H58L57 102H56V98H57V100H58V97L56 96L57 95V93L55 92V93H53L51 96L53 97V100L50 102V104L47 106V110H46V112H45V114H47L48 116H44L43 118L45 119V117L47 118L46 120H42L43 122L41 123V125H36V121L39 119V117L38 116H41V114L45 111H41V112H39V110H38V112H35V111H33V110H35L36 109V107L38 106V102H40L41 100H42V98H43V92H45L44 90L46 89V88H48V87H51L53 90L52 91H55V90H57V89H59V85H60V87H61V85H66V84H68L69 82H70V80H72V78H74V76H75V73L73 72H71V69H70V66H68V65H71V64ZM73 63V62H72ZM75 63V62H74ZM73 63V64H74ZM77 63V62H76ZM79 63V62H78ZM82 63H84V62H82ZM88 63H90V62H88ZM92 63V62H91ZM45 64H47V63H45ZM72 64V65H73ZM80 64V63H79ZM79 64H77V65H79ZM93 64H95L94 62L92 63V65ZM4 65V64H3ZM2 64H0V67L1 68H3L2 66H3ZM55 65V64H54ZM77 65H75V66H77ZM85 65H88V64H85ZM92 65L90 64V66L89 67H91L90 68V70L92 69ZM80 66V65H79ZM93 66H96V65H93ZM178 66V65H177ZM6 67V66H5ZM8 67L10 68V66L8 65ZM16 67V68H17ZM44 66H42V68H43ZM46 67V68H45ZM45 71H48L47 70V67H48V65H45ZM72 67V66H71ZM85 67V66H84ZM96 67V68H97ZM16 68H15V70H16ZM40 68V67H39ZM85 68H87V67H85ZM118 68V67H117ZM5 69V68H4ZM119 69V68H118ZM6 71H8L7 69H5ZM5 70H4V72H5ZM22 70V71H23ZM37 70V69H36ZM39 70V69H38ZM40 70H41V72H44V70L43 69H41L40 68ZM39 70V71H40ZM43 70V71H42ZM84 71V70H83ZM89 71V70H88ZM121 71V70H120ZM2 72V71H1ZM4 72H3V74H0V84H1V86H5V85H2V84H4L5 82H6V85L9 83V82H11L12 83V81H10L11 80V76L12 75H14V74H12L11 72H14V71H8L6 74H4ZM16 72V71H15ZM14 72V73H15ZM19 72H21V71H19ZM30 72V71H29ZM34 72H38V71H34ZM45 73V72H44ZM85 73H86V71H85ZM121 73H123V72H121ZM120 73V74H121ZM129 73H130V71H129ZM12 74V75H11ZM16 74V73H15ZM23 74V73H22ZM30 74V73H29ZM28 74V75H29ZM32 74V73H31ZM40 74H43V73H40L39 72V75ZM106 74V75H107ZM16 76V75H15ZM15 76H14V78H15ZM21 76H23V75H21ZM44 76H46L45 74L42 76V77H44ZM47 76H46V78H47ZM118 76V75H117ZM34 77V78H35ZM123 77V76H122ZM13 78V79H14ZM98 78V77H97ZM135 78V77H134ZM74 80V79H73ZM95 80V79H94ZM93 80V81H94ZM261 80H263L264 81V76H263V78L261 79ZM13 81H15V80H13ZM139 81L137 80V83H139ZM16 82V81H15ZM15 82H13V83H15ZM18 82V81H17ZM16 82V83H17ZM90 82V81H89ZM92 82V81H91ZM110 82V81H109ZM121 82V81H120ZM135 82V81H134ZM92 83H94V82H92ZM114 83V82H113ZM84 85L85 84H87V83H83ZM115 84V83H114ZM129 84V83H128ZM131 84V83H130ZM132 84H134V83H132ZM91 85V84H90ZM117 85V84H116ZM0 86V90L2 91V90H4L3 89V87H1ZM8 86V85H7ZM11 86V85H10ZM13 86V85H12ZM29 86L31 87H33V89H34V92L35 91H38L40 94H41V92H42V98H41V100L39 101L38 99H40L39 97L37 98V100L35 99L36 97H35V95H34V101H33V99H32V101H28V108L29 109H31V111L33 112V114H34V117H35V115L37 114L38 116H36L35 118H33L32 120H30V119H28L29 118V115L27 116L24 112H23V109H22V101L23 100H25V99H27L26 98V96L28 95V90L30 89L29 88ZM37 86H39V85H37ZM69 86V85H68ZM87 86V85H86ZM86 86H85V88H86ZM115 85H113V84H111V83H109L108 84V87H114ZM127 86V88H128V85H126ZM133 86V85H132ZM6 87V86H5ZM32 87H31V89H32ZM35 87V88H34ZM65 87V89H66V87L67 86H64ZM70 87V86H69ZM88 87V86H87ZM134 88H135V84H134V86H133ZM137 87V86H136ZM10 89H11V87H9ZM8 88V89H9ZM13 88H15V87H13ZM29 88V89H28ZM71 89H73L72 87H70ZM74 88H76V87H74ZM80 88V87H79ZM138 88H140V87H138ZM31 89H30V91H31ZM36 89V90H35ZM67 89H68V87H67ZM83 89H84V87H83ZM6 90H7V88H6ZM48 90V89H47ZM50 90V89H49ZM75 90V89H74ZM5 91V90H4ZM58 91V90H57ZM60 91H61V89H60ZM67 91V90H66ZM33 92V93H34ZM38 92H37V94H38ZM49 92V91H48ZM62 92V91H61ZM70 92V91H69ZM86 92V91H85ZM84 91H83V94L85 93ZM32 93V92H31ZM30 93V94H31ZM36 93V92H35ZM46 93H47V91H46ZM59 91H58V95H59ZM80 93V92H79ZM7 94V99H8V101H6L5 102V106H7L8 104H9V101H10V98L11 99H13V94H16V92L14 93L13 91H12V93H10V92H6L5 91V95ZM49 94V93H48ZM65 94H66V92H65ZM71 94V93H70ZM86 94V93H85ZM84 94V95H85ZM88 94V93H87ZM5 95H4V97H5ZM67 95V94H66ZM82 95V94H81ZM114 95V94H113ZM18 96V95H17ZM29 96V95H28ZM32 96V95H31ZM45 96V95H44ZM61 96H62V94H61ZM76 96V95H75ZM80 96V95H79ZM83 96V95H82ZM87 96V95H86ZM2 97V99H5V98H3V96H1ZM33 97V96H32ZM31 97V98H32ZM65 97H67V96H65ZM69 97V96H68ZM71 97V96H70ZM78 97V96H77ZM85 97V96H84ZM89 97V96H88ZM95 96H93V98H94ZM29 98V97H28ZM48 98L50 99V97L48 96ZM63 98V97H62ZM92 98V99H93ZM98 98V97H97ZM96 98V99H97ZM102 98H103V100L102 99H100V100H102V106H105V109L103 110H101V108H100V110L101 111H99L98 109H96L97 107H94L95 109H92V114H94V113H96L97 114V116H102V125L101 126H104L105 124H106V122H108V120L110 121V122H112L114 125H117V124H119V121H120V117L123 115V114H125L126 113V111H125V109H129V107H130V105H126V106H124V104L122 105V103H120L121 101H119L120 100V98H121V95H119V94H116L114 97L112 96V97H109V98H105V94H103L102 93ZM77 99H79V98H77ZM85 99V98H84ZM51 100V99H50ZM64 100V99H63ZM89 100V99H88ZM38 101V102H37ZM44 102H45V100H43ZM43 101H41V102H43ZM46 101H48L47 99H46ZM69 101V100H68ZM85 101H86V99H85ZM94 101H95V99H94ZM2 102V101H1ZM13 102V101H12ZM25 102V101H24ZM64 102V101H63ZM73 102H75V101H73ZM86 102H88V101H86ZM92 102V101H91ZM99 102V101H98ZM65 103V102H64ZM63 103V104H64ZM68 103V102H67ZM72 103V102H71ZM92 103H94V102H92ZM100 103V102H99ZM98 103V104H99ZM45 104H46V102H45ZM58 104V105H57ZM70 104V103H69ZM74 104V103H73ZM81 104V103H80ZM97 104V103H96ZM97 104V105H98ZM27 105V104H26ZM25 105V106H26ZM83 105V104H82ZM9 106H10V104H9ZM46 106V105H45ZM45 106H43V107H45ZM58 106L61 108V109H63L64 111L63 112H66V114L65 113H57L58 111H56L57 110V108H58ZM40 107V106H39ZM80 107V106H79ZM82 107V106H81ZM79 108V109H82V108ZM7 108V107H6ZM40 108H42V107H40ZM162 108V107H161ZM163 108H165V107H163ZM45 109V108H44ZM61 109H59V111L61 110ZM160 109V108H159ZM158 110V109H157ZM25 111V110H24ZM72 111H77V112H72ZM111 111H113L112 113H110ZM25 112H27V110L25 111ZM67 112H72V113H74V114H72V115H67ZM89 112V113H90ZM94 112V113H93ZM133 112V111H132ZM28 114H29V112H27ZM76 113V114H75ZM128 113V112H127ZM134 113V112H133ZM132 113V114H133ZM136 113V112H135ZM134 113V114H135ZM31 114V113H30ZM71 114V113H70ZM91 114V116L92 117H95L96 118V116L95 115H92ZM129 114H130V112H129ZM129 114H127V115H129ZM137 114V113H136ZM54 115V116H53ZM5 116V117H4ZM51 116H53V118L51 117ZM72 116V117H71ZM134 116V115H133ZM136 116V115H135ZM137 116H138V114H137ZM140 116V115H139ZM141 116H143V115H141ZM141 116H140V118H141ZM129 117V116H128ZM130 117H132L131 115H130ZM36 118H38L37 120H36ZM58 118H57V120H56V122L58 121ZM69 118V119H68ZM134 118V117H133ZM133 118H128L129 120L130 119H133ZM20 119V120H19ZM100 119H101V117H100ZM122 119V118H121ZM138 119V118H137ZM137 119H136V121H137ZM94 120V119H93ZM128 120V121H129ZM149 120V119H148ZM147 119L145 120V121H143V124H146L147 123V121H148ZM41 121V120H40ZM63 121V120H62ZM62 121H59V122H62ZM132 121H134L135 123H136V121L135 120H132ZM139 121L141 122V120L139 119ZM14 122V121H13ZM39 122V121H38ZM55 122V121H54ZM73 122V121H72ZM72 122H71V124H72ZM101 122V121H100ZM109 122V123H110ZM58 123V122H57ZM64 123V122H63ZM79 123V122H78ZM91 123V122H90ZM97 123V122H96ZM112 123H110V124H112ZM124 123V122H123ZM9 124V123H8ZM12 124V123H11ZM77 124V123H76ZM76 124H73V126L74 125H76ZM140 124V123H139ZM141 124H142V122H141ZM140 124V125H141ZM148 124V123H147ZM57 125V124H56ZM70 125V124H69ZM80 125V124H79ZM84 125H86V124H84ZM95 125V124H94ZM97 125H98V123H97ZM109 125V124H108ZM107 125V126H108ZM136 125L138 126V124L136 123ZM139 125V126H140ZM150 125V124H149ZM9 125H5L4 126V128H9L8 127ZM20 126V125H19ZM54 126V125H53ZM88 126L90 127L91 125L90 124H88ZM100 126V125H99ZM98 126V127H99ZM106 126V125H105ZM104 126V127H105ZM139 126H138V128H139ZM17 127V126H16ZM59 126H57V128H58ZM86 127V126H85ZM96 127V126H95ZM103 127V129L102 130H100L102 133H100L101 134V136L100 137H107L110 133H113L110 129H108V127L105 129ZM109 127H110V125H109ZM118 127V126H117ZM129 126H127V128H128ZM143 127V126H142ZM3 128V127H2ZM75 128V127H74ZM88 128V127H87ZM97 128V127H96ZM96 128H94L93 130H91V131H94V130H96ZM115 128V127H114ZM123 128V127H122ZM141 128V127H140ZM78 129H80V128H78ZM99 129V128H98ZM119 129H120V127H119ZM119 129H118V132H119ZM125 129V128H124ZM137 129V128H136ZM142 129H144V127L143 128H141V131H140V129H139V131L140 132H142L143 130ZM5 130V129H4ZM7 130V129H6ZM128 130H130V129H128ZM145 130H146V128H145ZM144 130V131H145ZM1 131H3L2 133H1ZM81 131H82V129H81ZM138 131V130H137ZM96 132H98V131H96ZM115 132H116V130H115ZM62 133V132H61ZM106 133H108V135H106V136H104ZM117 133V132H116ZM16 134H19V133H16ZM76 134V135H75ZM92 134V133H91ZM94 134H96V133H94L93 132V135ZM115 134V133H114ZM93 135H91V136H93ZM113 135V134H112ZM117 135H119L118 133H117ZM4 136V135H3ZM95 136V135H94ZM98 136H99V134H98ZM116 136V135H115ZM204 136V135H203ZM96 137H97V135H96ZM90 138V137H89ZM93 138V137H92ZM111 138H112V136H111ZM60 139V140H59ZM95 139V138H94ZM97 139H98V137H97ZM106 139H108V138H106ZM8 140V141H7ZM91 141V140H90ZM94 141V143H96L95 141L96 140H93ZM101 141H102V138H100V140L98 141V142H100L101 143ZM143 142V141H142ZM96 144H98V143H96ZM103 144H104V142H103ZM146 144V143H145ZM77 146L78 145V151L80 152V154L78 155L77 153V155H75V150H76V148H72V146L74 147V146ZM96 147V146H95ZM94 147V148H95ZM100 147H102V145H100ZM148 147V146H147ZM72 148V149H71ZM91 148V149H92ZM98 148V147H97ZM97 148H95L94 150L95 151H100V149L99 150H97ZM125 148V147H124ZM146 148V147H145ZM86 150V151H87ZM93 150V149H92ZM91 150V151H92ZM94 151V152H95ZM123 151V150H122ZM127 152V151H126ZM89 153V152H88ZM92 153H93V151H92ZM98 153V152H97ZM147 153V152H146ZM9 154V155H8ZM81 154H82V156H81ZM94 154V153H93ZM101 154V153H100ZM98 155V156H96L97 154L95 153L94 155L96 156V158L98 157H101L102 155ZM89 155H91V154H89ZM133 155V154H132ZM31 156V157H32ZM94 156V157H95ZM145 156V155H144ZM21 157H22V159H21ZM93 157V156H92ZM91 157V158H92ZM93 157V158H94ZM28 158V157H27ZM26 158V159H27ZM30 158V157H29ZM90 158V159H91ZM100 159V158H99ZM146 159V158H145ZM144 159V160H145ZM149 159V158H148ZM18 160V159H17ZM89 161V160H88ZM146 161V160H145ZM22 163V162H21ZM25 163H27V162H25ZM24 163V164H25ZM81 163H80V165H81ZM17 164H19V163H17ZM23 164V163H22ZM21 164V165H22ZM26 165V164H25ZM79 165V164H78ZM83 165V164H82ZM81 165V166H82ZM20 166V165H19ZM18 168V167H17ZM26 168V167H25ZM80 169V168H79ZM18 170V171H19ZM23 170H25L24 169V167H23ZM72 170H75V169H72ZM76 170H78L77 169V167H76ZM82 170H85V169H83V167H82V169H81V171ZM25 171H27V169L25 170ZM32 172H35V171H32ZM70 172V171H69ZM75 172V171H74ZM16 173H18V172H16ZM15 173V174H16ZM82 173V172H81ZM85 173V172H84ZM71 174V173H70ZM72 174H73V172H72ZM79 174V173H78ZM68 175V174H67ZM66 175V176H67ZM75 175V174H74ZM77 175V174H76ZM84 175V174H83ZM85 175H86V173H85ZM26 176V175H25ZM79 176H80V174H79ZM71 177H72V175H71ZM87 176H84L83 178H86ZM79 178H81V177H79ZM133 178V177H132ZM75 179V178H74ZM88 179V177L86 178V179H84V180H82V181H84L85 182V180L86 181H90L89 179ZM25 180V179H24ZM76 180V179H75ZM75 180H73V181H75ZM81 181V182H82ZM133 181V180H132ZM8 182H10V181H8ZM25 182V181H24ZM43 182V181H42ZM59 182V181H58ZM84 182H83V184H84ZM90 182H92V181H90ZM89 182V183H90ZM23 183V181L21 182V184ZM74 183H78V182H74ZM87 183V182H86ZM89 183H87V185H90ZM24 184V183H23ZM29 184V183H28ZM39 184H41V183H39ZM45 184V185H46ZM80 184V183H79ZM79 184H78V186H79ZM81 185V186H84V185ZM133 184V183H132ZM12 185V184H11ZM31 186L33 185V184H30ZM36 185V184H35ZM45 185H43L42 184V187L44 188V186ZM75 185H77V184H75ZM84 186V187H86V188H88V187H90V186ZM92 185V184H91ZM95 185V184H94ZM23 186V185H22ZM20 187H21V185H20ZM24 187V186H23ZM30 186L28 185V188H29ZM37 187H39L38 185H37ZM70 187V186H69ZM76 187V186H75ZM83 187V188H84ZM93 187L94 186H92V189H93ZM15 188H17V187H15ZM18 188H19V185H18ZM34 188H35V186L32 188L33 190H34ZM45 188H46V186H45ZM68 188V187H67ZM74 188V187H73ZM77 188V187H76ZM79 188H82V187H79ZM83 188H82V190H83ZM10 189H12V186H11V188ZM30 189H31V187H30ZM13 190V189H12ZM58 190V189H57ZM80 190V189H79ZM81 190V194H82V191ZM85 191H86V189H84ZM124 190V189H123ZM122 190V191H123ZM35 191H33V192H35ZM61 191V190H60ZM90 191V190H89ZM115 191V190H114ZM13 191H9V195H7V196H10V193L11 194H13L12 193ZM86 192H88V190L86 191ZM86 192H84V193H86ZM4 193V194H5ZM78 193V192H77ZM88 194H89V192H88ZM96 194V193H95ZM14 195H16L15 194V192H14V194H13V196ZM87 195V194H86ZM250 196H249V198L247 199V200H252L254 197H259V199H261L262 201H263V203H259V201L258 200H254V202H256L257 203V205H256V207L255 206H251L250 205V203L249 202H246V203H242V202H239V201H235V202H230V203H228V206H227V209L225 210V215L224 216H222V217H220V219L218 220V223H217V228L219 229V232H218V234L216 235V236H214L213 237V239L211 240V242H210V244L208 245V248H206V253H205V255H206V260H207V263L208 264H253L252 263V254H253V249L255 248V247H258V246H260L261 244H264V241H263V239H264V231H263V228L260 226V224H261V220L259 219V217L260 216H264V207L263 206H261V205H264V189H262V188H259L258 189V191L257 192H250V194H249ZM6 196V197H7ZM80 196H82V195H80ZM80 196H78L79 198H80ZM15 197V196H14ZM32 197V196H31ZM119 197V196H118ZM124 197V196H123ZM3 198V199H2ZM87 198V197H86ZM14 199V198H13ZM12 199V200H13ZM16 199V198H15ZM93 199V198H92ZM123 199V198H122ZM121 199V200H122ZM26 200V199H25ZM95 200V199H94ZM127 200V199H126ZM15 201H17V199L15 200ZM84 201H86V202H84ZM122 201H124V199L122 200ZM18 202H20V201H18ZM24 202V201H23ZM12 203H14L13 201H12ZM21 203V202H20ZM19 203V204H20ZM28 203V202H27ZM84 203H86L85 205H83ZM100 203V202H99ZM113 203H115V202H113ZM112 203V204H113ZM5 205V207L3 206V205ZM15 204H16V202H15ZM124 204V203H123ZM13 204H11L10 206H12ZM22 205V204H21ZM17 206V205H16ZM18 206H20V205H18ZM77 206H79V207H77ZM126 206V205H125ZM7 207H9V206H7ZM73 207H77V209H76V211L73 213V214H71L70 216L68 215L69 214V212L71 211V209H73ZM11 208V207H10ZM4 209V210H5ZM87 210V211H86ZM6 211V210H5ZM1 212H3V210H1ZM0 212V213H1ZM92 212H93V210H92ZM210 212V211H209ZM3 214V213H2ZM205 214H206V212H205ZM221 214H223V213H221ZM1 218V217H0ZM24 218V217H23ZM24 218V219H25ZM3 220V219H2ZM23 220V219H22ZM6 221H7V219H6ZM48 221V220H47ZM4 223V222H3ZM6 223V222H5ZM5 223H4V225H5ZM10 224V223H9ZM112 224V223H111ZM117 224V223H116ZM7 225H8V223H7ZM11 225V224H10ZM10 225H8V227L10 226ZM24 226L22 227V228H24ZM7 226H5L4 228H6ZM11 227V226H10ZM9 227V228H10ZM114 227V226H113ZM3 227H0V231H3V230H5ZM8 228V229H9ZM38 228H39V226H38ZM2 229V230H1ZM8 229H6V231L4 232L3 231V233L0 235V238H1V236H2V238L3 237H5V238H7V240H8V238H9V242L10 243H8V244H13L14 243V241L13 240H15L14 238H15V233L14 232H16L17 230V228H15V230L12 228V230H8ZM34 229V230H35ZM8 230V231H7ZM14 230V231H13ZM21 230V229H20ZM31 230V229H30ZM33 230V231H34ZM13 231V232H12ZM29 231V230H28ZM33 231H31V232H33ZM21 232H26V230H24V231H20L19 232V229H18V231L16 232V233H21ZM1 233V232H0ZM30 233V232H29ZM23 234V233H22ZM21 234V235H22ZM18 235V234H17ZM30 236H31V234H29ZM30 236H26V237H30ZM118 236V235H117ZM212 236V235H211ZM18 237H20V236H18ZM1 238V239H2ZM5 238H3V239H5ZM57 238H59L60 240L59 241H56L57 240ZM206 238V237H205ZM16 239H18L17 237H16ZM142 239V238H141ZM6 240V241H7ZM52 240H53V242H52ZM179 240V239H178ZM207 240H208V238H207ZM2 241V240H1ZM4 241V240H3ZM5 241V242H6ZM16 241V240H15ZM56 243H55V242ZM176 241V240H175ZM180 241V240H179ZM150 242V241H149ZM177 242V241H176ZM2 242H0V244H1ZM36 243V242H35ZM205 243H209L208 241L207 242H205ZM6 244V243H5ZM21 244V243H20ZM3 245V244H2ZM15 245V244H14ZM22 245V244H21ZM20 245V247L18 246V250H24L25 248H26V245L25 244H23L22 246ZM203 246V245H202ZM6 247V246H5ZM35 248V247H34ZM1 249V248H0ZM13 249V248H12ZM45 249H47V248H45ZM44 249V250H45ZM20 252V251H19ZM107 253V254H108ZM7 255V257H8V255H9V253L7 252L6 253ZM106 254V255H107ZM4 255V254H3ZM34 255V254H33ZM32 255V256H33ZM39 256H40V258H39ZM43 256V255H42ZM10 257V256H9ZM4 258V257H3ZM72 258V257H71ZM80 258H82V257H80ZM103 258V257H102ZM205 258V257H204ZM6 259V258H5ZM9 259V258H8ZM7 260V259H6ZM73 260H75V259H73ZM205 260V261H206ZM76 261V260H75ZM75 261H69L70 262V264H72V263H74ZM94 261V260H93ZM102 261H103V259H102ZM106 261V260H105ZM31 262V261H30ZM149 262V261H148ZM86 263V262H85ZM98 263V262H97ZM96 263V264H97ZM103 263H104V261H103ZM79 264H81V263H79ZM86 264H88V262L86 263ZM145 264V263H144ZM150 264V263H149ZM151 264H165L164 263V261H163V263H157V262H151Z\"/></svg>",
    "mask_w": 264,
    "mask_h": 264
},
{
    "label": "built area",
    "instance_id": "3",
    "mask_svg": "<svg viewBox=\"0 0 264 264\" xmlns=\"http://www.w3.org/2000/svg\"><path fill=\"white\" fill-rule=\"evenodd\" d=\"M253 61L255 65L254 71L258 78L260 90L264 95V81L261 80L264 76V54L256 55ZM183 177L184 174H181L175 181L164 184V187H162L164 196H167L168 199L172 200L181 187Z\"/></svg>",
    "mask_w": 264,
    "mask_h": 264
}]
</instances>
